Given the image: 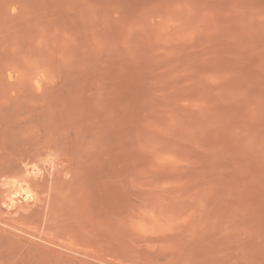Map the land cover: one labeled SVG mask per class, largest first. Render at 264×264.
I'll return each mask as SVG.
<instances>
[{
	"label": "rangeland",
	"instance_id": "obj_1",
	"mask_svg": "<svg viewBox=\"0 0 264 264\" xmlns=\"http://www.w3.org/2000/svg\"><path fill=\"white\" fill-rule=\"evenodd\" d=\"M0 264H264V0H0Z\"/></svg>",
	"mask_w": 264,
	"mask_h": 264
}]
</instances>
